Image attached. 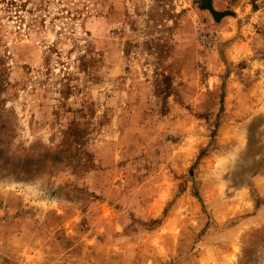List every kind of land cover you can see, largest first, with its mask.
<instances>
[{
  "label": "rangeland",
  "instance_id": "obj_1",
  "mask_svg": "<svg viewBox=\"0 0 264 264\" xmlns=\"http://www.w3.org/2000/svg\"><path fill=\"white\" fill-rule=\"evenodd\" d=\"M0 0V264H264V0Z\"/></svg>",
  "mask_w": 264,
  "mask_h": 264
},
{
  "label": "water",
  "instance_id": "obj_2",
  "mask_svg": "<svg viewBox=\"0 0 264 264\" xmlns=\"http://www.w3.org/2000/svg\"><path fill=\"white\" fill-rule=\"evenodd\" d=\"M203 8L208 9L212 13L215 19H219L225 14H227L226 12L216 11L212 6L211 0H203Z\"/></svg>",
  "mask_w": 264,
  "mask_h": 264
}]
</instances>
